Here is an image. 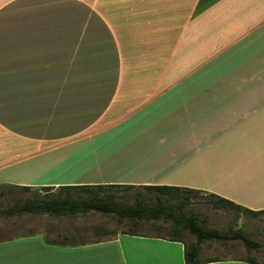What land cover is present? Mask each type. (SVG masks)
<instances>
[{"label": "crops", "instance_id": "crops-1", "mask_svg": "<svg viewBox=\"0 0 264 264\" xmlns=\"http://www.w3.org/2000/svg\"><path fill=\"white\" fill-rule=\"evenodd\" d=\"M0 185L175 186L264 210V0H0ZM90 213L22 214L49 222L1 240L0 264H185L181 242L91 238L74 225Z\"/></svg>", "mask_w": 264, "mask_h": 264}, {"label": "trees", "instance_id": "trees-1", "mask_svg": "<svg viewBox=\"0 0 264 264\" xmlns=\"http://www.w3.org/2000/svg\"><path fill=\"white\" fill-rule=\"evenodd\" d=\"M9 187L10 191L19 189L23 192L31 190V187L0 185ZM127 187L140 188L154 195L153 205L146 203L139 193L134 204H124L117 200L112 192L113 188ZM49 187H42L34 190L32 198L24 202H15L13 206H8L0 211V216L12 217L24 213L51 214L56 216H75L86 213H101L103 215H114L117 217L119 225L129 220L133 225L138 223L161 222L166 224L164 235L153 237L163 238L170 241L184 244L185 264H202L200 254L205 242H231L240 241L248 249L264 248L251 239L239 228H230L228 231H220L209 228L198 216L188 213L187 208L194 202L202 199L217 209L235 210L251 216L264 214V210L253 211L240 206L232 201L202 190L175 187V186H133V185H90V186H62L58 188L60 192L66 194L63 197L57 193L41 194L39 190H50ZM52 190V189H51ZM73 191L88 193L86 198H72L69 194ZM130 235L149 236L141 234L135 230L122 232ZM185 233H189L195 238L193 242H187ZM1 241V240H0ZM221 259H208L206 262H216ZM251 264H259L255 260H248Z\"/></svg>", "mask_w": 264, "mask_h": 264}, {"label": "rangeland", "instance_id": "rangeland-1", "mask_svg": "<svg viewBox=\"0 0 264 264\" xmlns=\"http://www.w3.org/2000/svg\"><path fill=\"white\" fill-rule=\"evenodd\" d=\"M32 190L23 192L19 189L10 191L9 187H0V211L8 206H13L15 202L22 203L25 200L32 198ZM119 202L124 204H134L137 195L143 194L141 199L146 203L153 205L155 203L154 195L144 191L140 188L116 187L112 189ZM57 193L58 196L63 197L66 194L59 190L52 191L44 190L41 194ZM72 198H86L88 193L82 191H73L69 194ZM188 213H193L205 223V225L212 229L220 231H228L230 228H239L245 232L251 239L264 245V214L258 216H251L238 212L235 210L217 209L208 200L194 201L187 210ZM33 222L45 223L49 222L47 218L42 219V216L34 218L31 215L18 216L14 219L7 217L0 218V240L9 239L14 236L25 234V226H30ZM27 224V225H26ZM68 228H72L71 224L64 223ZM77 226L94 227V231L90 234L91 238H103L122 233L125 231L135 230L141 234L149 236L164 235L166 224L155 222L138 223L133 225L129 220L119 225L117 217L114 215H103L101 213H90L82 215L81 218L74 224ZM94 233V235H92ZM186 241L193 242L195 238L189 233H185ZM57 239V237H55ZM63 239V238H61ZM203 254L206 260L208 259H225V258H242L248 260H255L259 264H264V248L248 249L240 241L231 242H205L203 244Z\"/></svg>", "mask_w": 264, "mask_h": 264}]
</instances>
